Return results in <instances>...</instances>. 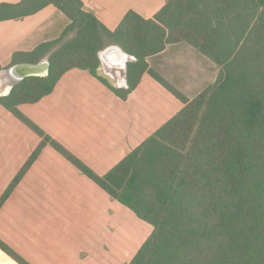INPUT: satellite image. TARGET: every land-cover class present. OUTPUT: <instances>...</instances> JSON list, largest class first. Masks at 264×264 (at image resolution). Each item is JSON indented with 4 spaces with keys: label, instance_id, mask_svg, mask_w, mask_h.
Listing matches in <instances>:
<instances>
[{
    "label": "trees",
    "instance_id": "1",
    "mask_svg": "<svg viewBox=\"0 0 264 264\" xmlns=\"http://www.w3.org/2000/svg\"><path fill=\"white\" fill-rule=\"evenodd\" d=\"M49 5L66 16L67 26L56 40L13 57V63H34L49 53L48 74L25 77L0 95V106L41 138L0 196V207L49 144L152 226L127 264H264V0H164L151 18L127 11L114 30L81 0H20L0 3V21ZM176 42L190 44L217 68L214 81L193 98L146 60ZM108 44L132 57L123 97L148 73L182 108L98 175L18 106L50 94L72 68L89 71L118 93L97 73L99 52ZM6 68L0 65V72ZM0 249L29 264L1 239Z\"/></svg>",
    "mask_w": 264,
    "mask_h": 264
},
{
    "label": "crops",
    "instance_id": "2",
    "mask_svg": "<svg viewBox=\"0 0 264 264\" xmlns=\"http://www.w3.org/2000/svg\"><path fill=\"white\" fill-rule=\"evenodd\" d=\"M81 1L110 30L129 10L151 18L164 4V0ZM67 24L66 16L51 5L24 18L0 21V65L25 62L13 63L14 54L56 40ZM146 60L175 88H183L188 98L211 84L217 74L211 60L186 42L171 43ZM195 62L201 69L192 75L188 67ZM125 71L109 73L100 61L97 73L118 90L115 93L89 71L69 69L50 94L18 108L88 168L103 175L182 108L148 73L123 97L128 88ZM8 83L0 76V93L9 92ZM40 141L38 134L0 106V196ZM116 203L121 211L122 204L47 144L0 207V239L29 264H113L105 261L98 248V228L101 221L112 219L106 211L110 207L115 211ZM0 264L18 263L0 249Z\"/></svg>",
    "mask_w": 264,
    "mask_h": 264
},
{
    "label": "rangeland",
    "instance_id": "3",
    "mask_svg": "<svg viewBox=\"0 0 264 264\" xmlns=\"http://www.w3.org/2000/svg\"><path fill=\"white\" fill-rule=\"evenodd\" d=\"M103 59L104 66L108 67L107 58L103 57ZM210 62L215 66L212 61ZM115 67H118V65L116 64ZM200 69L201 66L198 62L189 63L188 70L192 75L200 73ZM214 79L215 76L212 82ZM179 90L185 94L183 88ZM117 206H119L118 203H116L115 211L111 207L108 212L106 211V214L112 215L110 221L100 222L98 228V248L100 252L104 253L105 261L112 262L113 264H127L142 242L150 235L152 226L121 205L122 210H117ZM102 259L104 260V258Z\"/></svg>",
    "mask_w": 264,
    "mask_h": 264
},
{
    "label": "water",
    "instance_id": "4",
    "mask_svg": "<svg viewBox=\"0 0 264 264\" xmlns=\"http://www.w3.org/2000/svg\"><path fill=\"white\" fill-rule=\"evenodd\" d=\"M103 57L107 58V61L109 64L108 67L104 66ZM99 59L102 62L104 69L107 72L112 73L117 68L120 69V71L122 70L125 71L126 62L132 59V57H130L127 53L123 52L119 47L113 45V46L106 48L105 50L100 51ZM116 64L118 65V67H115ZM48 69H49V61L47 58H43L34 63L22 62V63L11 65L10 67L2 70L0 72V76L2 75L3 72H6L8 74L7 75L9 77L8 84L11 89L13 85L18 83L25 77L46 76L48 74ZM7 93L8 92L0 93V95H5Z\"/></svg>",
    "mask_w": 264,
    "mask_h": 264
},
{
    "label": "bare ground",
    "instance_id": "5",
    "mask_svg": "<svg viewBox=\"0 0 264 264\" xmlns=\"http://www.w3.org/2000/svg\"><path fill=\"white\" fill-rule=\"evenodd\" d=\"M116 72H121V71H120V69L117 68ZM7 75L8 74L6 72H3L2 75H1V78H2V76H4V77H6L8 79L9 77ZM6 82H7V80H6Z\"/></svg>",
    "mask_w": 264,
    "mask_h": 264
}]
</instances>
